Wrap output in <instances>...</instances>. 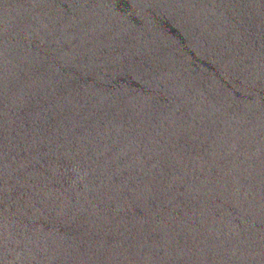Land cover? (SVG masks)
Returning a JSON list of instances; mask_svg holds the SVG:
<instances>
[{
	"label": "water",
	"instance_id": "obj_1",
	"mask_svg": "<svg viewBox=\"0 0 264 264\" xmlns=\"http://www.w3.org/2000/svg\"><path fill=\"white\" fill-rule=\"evenodd\" d=\"M0 264H264V0H0Z\"/></svg>",
	"mask_w": 264,
	"mask_h": 264
}]
</instances>
